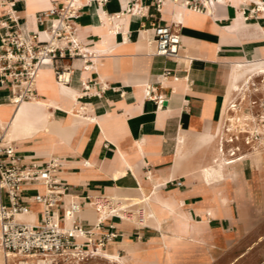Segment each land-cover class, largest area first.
<instances>
[{
    "label": "crops",
    "instance_id": "obj_1",
    "mask_svg": "<svg viewBox=\"0 0 264 264\" xmlns=\"http://www.w3.org/2000/svg\"><path fill=\"white\" fill-rule=\"evenodd\" d=\"M11 1L22 29L41 33L53 23L39 24L37 15L67 0ZM129 2L83 9L79 38L103 57L92 72L74 61L69 88L58 86L46 67L37 99L16 108L10 89L0 85V126L5 130L11 120L19 125L13 138L5 133L26 161H61L60 178L70 196L85 203L79 217L85 228L99 218L89 198L142 203L149 215L143 226L118 218L105 222L118 238L103 252L137 264H264V153L262 161L252 155L231 167L229 176L225 167L222 178L206 175L223 167L212 165L223 102L246 72L264 66V17L245 20L243 0L216 4L213 15L181 10L171 0L159 11L153 0H142L144 15L107 19ZM3 11L0 7V15ZM172 23L181 24V55L192 59L191 65L153 55L152 25ZM115 26L119 34H112ZM166 69L180 79L163 82ZM84 79L103 82L109 90L101 98L78 100ZM148 83L167 99L164 109L145 101ZM81 107L87 109L85 120L77 114ZM25 190L43 192L38 186ZM40 210L32 206L33 223ZM0 264H5L1 248Z\"/></svg>",
    "mask_w": 264,
    "mask_h": 264
},
{
    "label": "built area",
    "instance_id": "obj_2",
    "mask_svg": "<svg viewBox=\"0 0 264 264\" xmlns=\"http://www.w3.org/2000/svg\"><path fill=\"white\" fill-rule=\"evenodd\" d=\"M109 1L67 0L63 7L53 5L36 17L39 24L52 22V26L35 33L22 29L14 1L0 0V7L4 9L0 15V85L10 89L13 106L17 108L23 102L37 99L38 78L46 67L53 69L57 85L66 88L70 87L75 72L74 61H81L85 72L96 70L103 54L84 46L77 23L85 7L95 4L103 7ZM141 1L130 0L123 11L109 15L107 19L112 21L144 15V9L139 5ZM165 1L153 0L159 11ZM171 1L191 12L210 15H213L216 4L226 2ZM243 3L248 7L240 9L245 20L264 17V0H243ZM179 25H152L153 37L149 44L154 47V56L177 65L180 60L191 65L192 59L181 55ZM65 61L68 64H63ZM170 78L174 81L180 79L174 70L166 69L162 75L163 82ZM108 90V85L103 82L84 79L77 99L101 98ZM144 99L153 102L158 110L164 109L168 102L151 83L144 87ZM86 111L81 107L77 114L82 112L88 118ZM216 137L213 166L231 168L249 160L252 155L264 153V68L248 71L225 99ZM61 167L58 158L43 164L26 161L15 142L8 140L0 129V248L5 264H86L99 257L100 252L118 238L113 231L114 226H106L108 219L145 224L143 209H139L142 203L100 196L87 199L99 218L93 228H85L79 222L85 203L70 196V187L60 178ZM176 185L181 186L182 183ZM27 186L42 187L43 192H28L25 190ZM124 203L127 205L121 208ZM33 205H39L41 210L35 213L36 221L29 224L22 217L33 213Z\"/></svg>",
    "mask_w": 264,
    "mask_h": 264
},
{
    "label": "bare ground",
    "instance_id": "obj_3",
    "mask_svg": "<svg viewBox=\"0 0 264 264\" xmlns=\"http://www.w3.org/2000/svg\"><path fill=\"white\" fill-rule=\"evenodd\" d=\"M129 1V0H128ZM130 3V2H129ZM177 8H180L181 10L183 9V8H181V7H179V6H176ZM182 14V13H181ZM105 17V16H104ZM127 17V16H126ZM124 19V18H123ZM182 19V18H181ZM177 20V19H176ZM253 21V20H252ZM181 25V24H180ZM107 26V25H106ZM108 26H109V24H108ZM118 26H115V29H112L111 30V32H112V34H119V32H118ZM130 32V31H129ZM124 38H125V40H127V37H125V35H124ZM151 40V39H150ZM149 46V45H148ZM153 48V47H152ZM152 56V55H151ZM259 68H264V66H262V67H259ZM235 70V69H234ZM234 70H233V74H234ZM89 74V73H88ZM95 74V73H94ZM234 87V86H233ZM62 89L63 90H65L66 89V87H62ZM35 101V100H34ZM32 102V101H31ZM23 103H27V102H23ZM23 103H21V104H19L18 105V107L19 106H22V104ZM33 104V103H32ZM28 107V106H27ZM29 107H30V105H29ZM34 111V110H33ZM18 113V112H17ZM16 113V114H17ZM70 113V112H69ZM73 115V114H72ZM81 115H83L82 113H81ZM16 116V115H15ZM28 117V116H27ZM19 118V117H18ZM20 119V118H19ZM86 118H85V116H84V120H85ZM23 120V119H22ZM25 121V120H24ZM2 124H4L5 125V123H2ZM8 124V126H7V128L5 129V130H7V134H8V136L10 137V138H13L14 137V133H16L17 131H20V127H19V125L17 124V123H15V122H13V120H11L9 123H7ZM30 125V124H29ZM0 129H2L3 131H4V134H5V136L7 135L6 133H5V130L0 126ZM8 136H6V138L8 137ZM208 169V168H207ZM206 175H207V177H208V179H210V178H212V179H217V178H222V177H224V175H225V168L224 167H220V168H212L211 170H209L208 169V171L206 172ZM141 203V202H140ZM127 204L126 203H124V205H122L121 206V208H125L124 206H126ZM143 209V212H144V216H145V218H146V222L145 223H147V220L149 219V215L146 213V210L144 209V207H142L141 205L139 206V209ZM22 219L23 220H25L27 223H29V224H33V220H34V215H33V213L32 214H28V216L26 215V217H22ZM68 223V225H70V221H68L67 222ZM104 251V250H103ZM103 251H101L100 252V256L101 255H103L104 256V258L105 259H107V260H109V261H112L113 263H115V264H124V263H122L121 262V260L117 257V256H114V255H112V254H109L107 251L106 252H104L103 253ZM130 264H137L135 261H131L130 260ZM143 264H146V263H143Z\"/></svg>",
    "mask_w": 264,
    "mask_h": 264
},
{
    "label": "rangeland",
    "instance_id": "obj_4",
    "mask_svg": "<svg viewBox=\"0 0 264 264\" xmlns=\"http://www.w3.org/2000/svg\"><path fill=\"white\" fill-rule=\"evenodd\" d=\"M235 69V67H234ZM247 73V72H246ZM256 159L258 161H262L263 160V156L261 154H256ZM231 173V170L230 168H227V175L229 176ZM35 210L39 209V207H34ZM104 253V252H103ZM120 259L125 263V264H130V260L126 259V258H121ZM86 264H115L113 263L112 261H109L105 258H101V257H96V258H93L91 259L88 263Z\"/></svg>",
    "mask_w": 264,
    "mask_h": 264
}]
</instances>
